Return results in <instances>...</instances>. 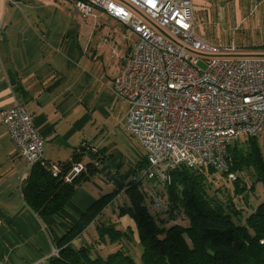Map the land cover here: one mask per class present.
<instances>
[{"label": "crops", "instance_id": "obj_1", "mask_svg": "<svg viewBox=\"0 0 264 264\" xmlns=\"http://www.w3.org/2000/svg\"><path fill=\"white\" fill-rule=\"evenodd\" d=\"M192 2L195 31L206 41L218 26L240 29L254 18L261 42L238 41L239 54L264 55V0ZM94 15L106 23L76 14L66 0H0V111L19 104L32 116L47 162L76 161L84 170L90 162L96 165L61 218L38 219L22 195L30 166L0 122V264H48L71 223L98 198L123 191L135 178V167L123 171L126 159L117 150L127 107L116 103L113 90L134 37L99 10ZM123 198L121 192L110 205Z\"/></svg>", "mask_w": 264, "mask_h": 264}, {"label": "built area", "instance_id": "obj_2", "mask_svg": "<svg viewBox=\"0 0 264 264\" xmlns=\"http://www.w3.org/2000/svg\"><path fill=\"white\" fill-rule=\"evenodd\" d=\"M192 1L74 3L76 14L89 17L99 10L134 37L113 90L127 107L124 131L143 152L137 177L152 185L149 196L163 210L155 188H166L174 171L210 166L226 172L228 148L264 129V55H241L239 45L221 48L200 37ZM32 120L19 104L0 111L18 156L57 177L60 167L45 160ZM83 171L73 165L65 182Z\"/></svg>", "mask_w": 264, "mask_h": 264}, {"label": "trees", "instance_id": "obj_3", "mask_svg": "<svg viewBox=\"0 0 264 264\" xmlns=\"http://www.w3.org/2000/svg\"><path fill=\"white\" fill-rule=\"evenodd\" d=\"M226 161L228 172L221 175L227 178L231 172H247L252 178L250 185L237 177L231 181L230 192L212 189L210 177L217 172L215 168L182 166L172 173L166 188H155L156 199L167 206L163 210L149 196L152 185L135 177L123 191L98 198L71 223L48 264H264V153L258 137L233 143ZM74 164L59 166L57 177L40 163L30 167L22 195L38 219L61 218L76 188L96 172V165L90 162L71 182H65L64 175ZM143 165L136 163L135 176ZM256 188L262 197L246 213L235 199L243 200V194L254 193ZM121 192L123 202L110 205ZM123 217H128L134 228L123 226ZM132 242L141 249L139 263L130 248Z\"/></svg>", "mask_w": 264, "mask_h": 264}, {"label": "rangeland", "instance_id": "obj_4", "mask_svg": "<svg viewBox=\"0 0 264 264\" xmlns=\"http://www.w3.org/2000/svg\"><path fill=\"white\" fill-rule=\"evenodd\" d=\"M93 17H96V19L99 17L101 18V16H97V15H93ZM102 22L105 24L106 21L104 20V18L100 19V21L98 22V25H100V22ZM254 18L248 20L242 28H234L230 25H228V27H223V26H218V28L216 29V33L212 36H210V44L217 46V47H227V46H232V45H238V41L242 42L241 44H249V43H253V44H258L261 42V38L262 35L259 31L258 28H254ZM92 24V22L90 23V25ZM111 25H107L106 27L111 28ZM112 30V29H111ZM237 32V34H240V36L237 38L236 34L232 35L233 33ZM118 33V30H115V36ZM122 35V34H121ZM129 36V35H128ZM200 66L202 67V65L200 64ZM116 103H121V102H116ZM121 137H122V146H118L117 150L119 153L122 154V156H124V159H126L125 163H124V167H123V171H126V168L129 167V169H133L134 167H136V163L138 162L139 158L141 157V155L143 154L142 149L139 147V145L137 144V142L130 138L124 131V128H122L121 130ZM241 144V143H238ZM258 144L261 146L262 149V153H264V129L261 130L260 135H258ZM129 164V165H128ZM228 170L226 172H221L218 171L212 175L210 177V181L212 182V189L213 188H217L220 189L222 191L226 190V192H230L232 189V185H231V181H234L235 179H237V177H242L244 179V183L245 185H250V183L252 182V178L251 176L246 172L243 174H234V173H228L227 178H225L223 175L221 174H225L227 173ZM231 176V177H230ZM137 177V176H135ZM214 191L211 192V194H213ZM244 196L243 200L240 199H235L237 205H240L239 208H242L244 211H247L246 213H248L249 211H252L254 206L256 205L257 201L261 199L262 197V191L260 190V188H256L254 193L247 191ZM242 195V196H243ZM156 193H155V197H156ZM222 199H224V196H221ZM118 203V202H117ZM158 203L160 205H162L161 203H163L161 200L158 201ZM111 208V207H110ZM176 220L179 222H182V220H180L179 217L176 218ZM122 225H124L125 227H132L134 228V226L131 224V222L129 221V218L123 217L122 218ZM135 232V230H134ZM135 238H137V236L135 235ZM130 248L134 251V256L137 259V262L139 263V257L138 254L141 252V249H139V247L136 245V243L132 242L130 245ZM58 247L57 249L53 252V255L55 252H58ZM107 251V250H106ZM105 253H108L106 252ZM52 255V256H53Z\"/></svg>", "mask_w": 264, "mask_h": 264}]
</instances>
